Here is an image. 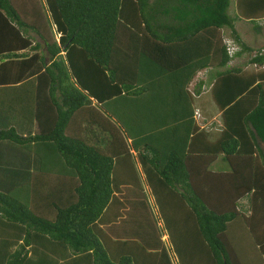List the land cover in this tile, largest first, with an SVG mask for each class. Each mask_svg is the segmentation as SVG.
Segmentation results:
<instances>
[{
    "label": "trees",
    "instance_id": "1",
    "mask_svg": "<svg viewBox=\"0 0 264 264\" xmlns=\"http://www.w3.org/2000/svg\"><path fill=\"white\" fill-rule=\"evenodd\" d=\"M238 20L264 0H0L35 123L0 142L37 156L0 191V264H242L236 237L264 264V43Z\"/></svg>",
    "mask_w": 264,
    "mask_h": 264
},
{
    "label": "crops",
    "instance_id": "2",
    "mask_svg": "<svg viewBox=\"0 0 264 264\" xmlns=\"http://www.w3.org/2000/svg\"><path fill=\"white\" fill-rule=\"evenodd\" d=\"M19 84H0V130L15 127L20 133H34L30 119L31 96ZM37 156L25 149L0 142V189H8L14 181L23 180L34 169Z\"/></svg>",
    "mask_w": 264,
    "mask_h": 264
},
{
    "label": "rangeland",
    "instance_id": "3",
    "mask_svg": "<svg viewBox=\"0 0 264 264\" xmlns=\"http://www.w3.org/2000/svg\"><path fill=\"white\" fill-rule=\"evenodd\" d=\"M230 12H234V6L231 5ZM261 25L259 31H255L251 23L244 20H238L235 22L236 28L239 31L242 38H244L248 43L254 47H261L264 43V20L259 21ZM246 60L245 56L234 58L232 63L243 62ZM264 150V144H262ZM213 170H217L216 166H212ZM0 191H2L0 189ZM231 249L234 252V255L242 262V264H261V261L258 257L257 251H254L247 242L242 241V239L233 238L231 240ZM172 264H177L172 262Z\"/></svg>",
    "mask_w": 264,
    "mask_h": 264
},
{
    "label": "built area",
    "instance_id": "4",
    "mask_svg": "<svg viewBox=\"0 0 264 264\" xmlns=\"http://www.w3.org/2000/svg\"><path fill=\"white\" fill-rule=\"evenodd\" d=\"M225 42H226V46H227V53L229 54V56H233L234 52L237 49L236 45L229 38H225ZM195 116H196V118H199L198 112H195Z\"/></svg>",
    "mask_w": 264,
    "mask_h": 264
}]
</instances>
